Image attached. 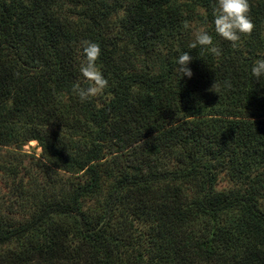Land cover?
Listing matches in <instances>:
<instances>
[{
    "label": "trees",
    "instance_id": "obj_1",
    "mask_svg": "<svg viewBox=\"0 0 264 264\" xmlns=\"http://www.w3.org/2000/svg\"><path fill=\"white\" fill-rule=\"evenodd\" d=\"M249 5L254 28L233 47L214 31L215 0H0V156L52 142L79 174L61 199L34 193L27 212L23 168L4 162L17 185L0 199V264H264V77L250 72L264 0ZM201 26L219 56L189 48ZM85 41L108 85L81 102ZM183 52L191 79L175 71ZM58 120L77 141L51 134Z\"/></svg>",
    "mask_w": 264,
    "mask_h": 264
},
{
    "label": "rangeland",
    "instance_id": "obj_2",
    "mask_svg": "<svg viewBox=\"0 0 264 264\" xmlns=\"http://www.w3.org/2000/svg\"><path fill=\"white\" fill-rule=\"evenodd\" d=\"M103 1L105 4H119L122 1L126 0H99ZM80 7L74 5L65 6L64 15L76 21L80 17L82 11ZM204 12V11H203ZM122 11L114 15L111 19L110 26L115 27L119 24V16H121ZM72 129H68L66 125L61 123L59 120L56 121L52 127L51 134L56 136V134L64 135L73 140H78L72 135ZM52 145L49 150H44L42 144L37 139L28 140L23 145H14L11 144L2 150L0 156V199L6 201L7 204L10 201H14L15 198L11 196L9 187L14 184L17 185V176H8V173L1 170L5 161H10L18 167V169L23 168L21 176L24 178L25 186L27 191L24 192L25 199L29 207L26 209L27 212L31 211V207L35 208L36 203H31L30 199H33V194H40V197L45 199H61L69 191V188L73 187V184L77 181V176L72 172H68L62 163H58L56 157V152L52 142ZM59 147L60 143H56ZM63 149V146L61 147ZM16 179V180H15ZM223 187L229 185L227 178H223ZM11 188V187H10ZM104 192L102 196L97 197L96 199L87 201V207L93 211L99 210L104 203V200L108 196V192L112 190L111 181L107 180L104 184ZM30 198V199H29ZM22 203H24L22 201ZM6 204V205H7Z\"/></svg>",
    "mask_w": 264,
    "mask_h": 264
},
{
    "label": "clouds",
    "instance_id": "obj_3",
    "mask_svg": "<svg viewBox=\"0 0 264 264\" xmlns=\"http://www.w3.org/2000/svg\"><path fill=\"white\" fill-rule=\"evenodd\" d=\"M213 26L216 35L232 43L236 47L242 34H251L254 25L250 17L249 0H215L212 10ZM190 26L185 23L184 28ZM201 46L208 53L219 56L220 49L213 43V37L207 27L201 26L195 31V40L189 48ZM101 55L100 46L91 41H85L82 45V63L79 72L86 81L85 86L75 85L74 94L81 102L94 98L101 94L107 87L108 81L98 67L97 61ZM193 58L189 52H183L175 59L176 73L179 79L187 77L191 79L193 71L189 64ZM251 76L260 80L264 77V57L256 59L250 67Z\"/></svg>",
    "mask_w": 264,
    "mask_h": 264
}]
</instances>
